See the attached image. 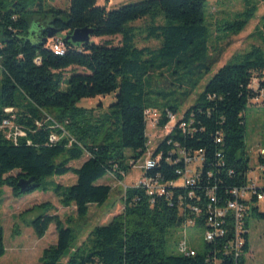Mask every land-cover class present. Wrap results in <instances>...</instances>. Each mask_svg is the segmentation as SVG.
I'll return each instance as SVG.
<instances>
[{
    "label": "trees",
    "instance_id": "1",
    "mask_svg": "<svg viewBox=\"0 0 264 264\" xmlns=\"http://www.w3.org/2000/svg\"><path fill=\"white\" fill-rule=\"evenodd\" d=\"M206 1L144 0L107 9L97 0H69L67 10H61L47 0H0V127L9 121L23 133L7 138L0 129V188H10L15 197L36 190L52 192L62 207L73 205L79 218L87 215L90 205L103 206L112 188L97 182L110 174L121 181L120 171L128 174L147 152L144 112H158L160 128L169 116L176 117L219 61L220 44L241 33L256 10V5L246 3L243 12L217 27L212 42L205 24ZM84 27L92 29L89 43L61 39L63 54L50 49L53 39ZM46 29L57 34L43 43ZM93 37L102 41L93 42ZM138 40L154 41L157 47H138ZM68 69L71 73L65 78ZM263 76L260 47L227 62L157 144L152 157L160 159L144 175L159 177L161 183L175 181L176 172L183 169L177 151L200 152L203 162L194 185L166 188L167 195L153 197L142 187L127 188L123 211L95 226L77 247L73 230L57 215L34 218L27 225L38 239L50 225L57 234L56 244L43 250L39 264H61L63 259L64 264H246L249 220L264 225V201L260 204L255 195L240 201L248 210L237 258L227 251L235 236L230 212L221 226L224 235L205 241L202 251L194 249L193 257L168 254L165 238L169 229L181 228L189 219L206 231L213 211L234 200V189L247 187L252 168L244 111L259 96L260 91L251 88L253 79ZM111 94L113 103L97 117L77 106L82 99ZM51 136L56 140L50 141ZM261 145L264 151V120ZM125 150L131 156L126 157ZM85 156L79 167L70 165ZM258 164L264 168V155ZM66 174L74 175L76 182L63 186L47 180ZM29 178L33 189L20 192L18 181ZM257 191L264 194V186ZM51 208L45 203L34 209ZM4 254L0 226V258Z\"/></svg>",
    "mask_w": 264,
    "mask_h": 264
},
{
    "label": "rangeland",
    "instance_id": "2",
    "mask_svg": "<svg viewBox=\"0 0 264 264\" xmlns=\"http://www.w3.org/2000/svg\"><path fill=\"white\" fill-rule=\"evenodd\" d=\"M144 0H97L98 5H104L107 9H113L124 4H133ZM246 3L256 5L254 17L249 21L245 29L238 35H231L224 39L220 44L223 52L219 61L213 65L209 74L200 82L193 92L192 96L181 107L179 114L173 122L180 118L183 112L190 106L196 96L201 93L206 82L210 77L224 64L233 60L253 47L264 49V0H207L204 7L205 24L211 32V41L214 42L217 27L222 23L233 20L238 13L246 8ZM49 6L56 7L61 10H67L69 0H47ZM142 22H136L140 25ZM261 33V36H258ZM221 35V34H220ZM118 37L115 38V41ZM93 42H101L100 38H92ZM138 47H157L154 41L143 42L137 41ZM73 71L83 72L82 69L73 68ZM71 69L64 72V77H68ZM1 81V71H0ZM169 83L170 79L166 80ZM165 83H163L164 85ZM165 86V85H164ZM1 88V83H0ZM64 89V87H63ZM114 95L104 97H96L93 99H82L77 106L89 110V115L97 117L106 112L108 105L113 103ZM158 118V114H156ZM244 120L246 126V151L250 159V166L253 170L249 174L251 181L257 185H261L262 179L257 169L259 152L262 149L263 136V120H264V89L257 100H251L244 111ZM149 124V123H148ZM147 137V153L136 166L129 169L128 174L121 180L117 181L113 177L106 175L98 184H107L111 186L112 191L101 207L90 205L88 213L85 217L79 218L76 215V209L72 205L64 208L60 205L58 198L52 192H42L36 190L32 193L15 197L12 195L10 188L4 186L0 188V226L3 229V245L5 254L0 258V264H39L44 249L53 246L57 242V234L54 225H50L43 238L38 239L32 229L27 225L34 218L46 214L57 215L65 226H69L75 236L76 242L74 247L81 245L89 232L95 227L105 225L117 214L123 211V195L127 188L136 187L143 178L142 170L139 168L144 161L148 159L156 145L163 139L165 130L152 128L147 126L145 129ZM126 157L131 156V151L125 150ZM86 160V156L80 161L73 162L70 165L79 167ZM17 171L10 175L15 176ZM47 180L54 181L63 186H70L76 182V177L72 174L64 176H53ZM48 203L52 208L48 211L45 209H34L42 204ZM262 204V203H260ZM204 229L195 226L185 228L169 229L165 242L166 252L168 254L178 253V244L185 240L187 245L197 251L204 248ZM249 244L250 250L246 256V264H264V225L261 221L254 219L249 220ZM66 259L61 261L64 264Z\"/></svg>",
    "mask_w": 264,
    "mask_h": 264
},
{
    "label": "built area",
    "instance_id": "3",
    "mask_svg": "<svg viewBox=\"0 0 264 264\" xmlns=\"http://www.w3.org/2000/svg\"><path fill=\"white\" fill-rule=\"evenodd\" d=\"M50 49L52 51H59L64 52V44L60 37L53 39L50 42ZM260 83L264 84V76L261 79H253L251 88H253L255 91H260L259 96L262 93V90H260ZM257 98V99H258ZM254 99V100H257ZM156 114H158V118L156 117ZM182 117V116H181ZM180 117V118H181ZM144 118H145V128L147 126H151L152 128H159L158 121L160 118V115L158 112L153 110H146L144 112ZM175 119V116H169V122L161 129L165 130V135H168L175 124L180 119ZM149 123V124H148ZM182 127V125L180 126ZM1 130L5 131V135L7 138H15L16 136L23 135L22 132H20L17 128L13 127L12 123L9 121H4L0 127ZM163 137V138H164ZM56 137L51 136L50 141H55ZM219 142V140L217 141ZM157 146V145H156ZM148 148V147H147ZM156 150V147L154 148V151ZM152 152V154L154 153ZM147 153V152H146ZM178 158L177 161L182 162L183 169L176 172L178 179L175 181H170L167 183H161L159 182V177L152 178V177H146L144 174L146 171L152 169L159 161L160 156H157L156 158H153L152 155L148 157L144 163L139 166V168L142 170L143 178L140 181V184H138L136 187H142L145 189L147 195L149 196H162L167 195L166 194V188L170 187H190L195 184V182L198 179V176L200 174V170L202 167V154L200 152H195L193 154L187 153L181 149L177 151ZM146 155V154H145ZM144 155V156H145ZM264 155L263 149L260 150L259 156ZM139 162V161H138ZM137 162V163H138ZM137 163L134 165L136 166ZM131 164V162H130ZM133 166V167H134ZM258 171L260 172V178L262 179L261 185L255 184L253 181H251L249 174L253 172L254 169L250 171L248 174V184L246 188L243 189H234L232 191V196L234 198L233 201L229 202L227 206L224 209H216L213 211V215L207 219V227L208 229L204 233V240L207 242H211L215 237L223 236L225 231L221 228L223 219L225 218L226 214L228 212L232 213L233 220H234V240L227 246V251L234 256V258H237L239 256V249L242 245V240L240 239V233L242 230L243 220L244 217L247 216V206L240 203V201H249L252 195L256 196V200L259 203H262L264 201V194L257 191L258 187L264 186V168L258 164L257 166ZM121 176L125 177V172L120 171ZM125 173V174H124ZM110 177H115L113 174H110ZM135 187V188H136ZM209 196H211L210 193H208ZM191 196V193L188 195ZM180 201L181 198H178ZM194 213L196 214V217L199 215V211L197 209H192ZM195 222L192 219L186 220L185 223L182 225V228L188 227V226H194ZM178 254L186 256V257H193L195 255L194 249L190 248L186 241H180L178 244Z\"/></svg>",
    "mask_w": 264,
    "mask_h": 264
},
{
    "label": "water",
    "instance_id": "4",
    "mask_svg": "<svg viewBox=\"0 0 264 264\" xmlns=\"http://www.w3.org/2000/svg\"><path fill=\"white\" fill-rule=\"evenodd\" d=\"M45 32L47 33L46 39L43 41V43L46 42L47 39H52L57 32L53 30L46 29ZM92 35V29L88 27H84L81 29H75L72 31L69 35H60L59 37L63 39L64 41H71L73 44H85L89 43ZM0 40H1V34H0ZM17 187L20 189V192L25 193L27 191H30L33 189V179H20L17 183Z\"/></svg>",
    "mask_w": 264,
    "mask_h": 264
},
{
    "label": "bare ground",
    "instance_id": "5",
    "mask_svg": "<svg viewBox=\"0 0 264 264\" xmlns=\"http://www.w3.org/2000/svg\"><path fill=\"white\" fill-rule=\"evenodd\" d=\"M55 53H57V54H63V52H59V51H54Z\"/></svg>",
    "mask_w": 264,
    "mask_h": 264
}]
</instances>
